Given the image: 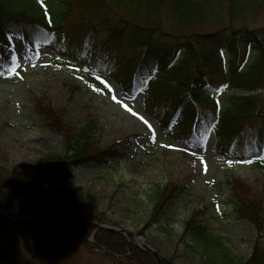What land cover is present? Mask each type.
I'll list each match as a JSON object with an SVG mask.
<instances>
[{
	"label": "trees",
	"instance_id": "trees-1",
	"mask_svg": "<svg viewBox=\"0 0 264 264\" xmlns=\"http://www.w3.org/2000/svg\"><path fill=\"white\" fill-rule=\"evenodd\" d=\"M14 3L22 8L11 10ZM25 47L48 50L84 70L89 84L103 92L110 89L101 80L129 97L144 95V112L190 147H205L215 133L221 155L264 170V0H43V6L38 0H0V67L13 72L17 65L8 57ZM47 114L62 130L64 151L37 162L31 177L0 167V210L18 220L0 214V229L29 232L27 217L35 222L50 212L98 221L72 197L70 170L85 164L110 168L121 156L97 149L94 122L76 132ZM170 190L154 193L153 220L162 215ZM242 195L237 191L230 202L238 215L248 216ZM201 214L185 222L181 238L190 240L202 264H264L259 247L246 261L235 257L197 220ZM169 227L166 220L161 228ZM38 228L46 238L102 251L115 264H173L74 218L54 215ZM91 235L94 246L87 243ZM49 250L45 244L22 255L3 246L0 264H66Z\"/></svg>",
	"mask_w": 264,
	"mask_h": 264
},
{
	"label": "rangeland",
	"instance_id": "rangeland-1",
	"mask_svg": "<svg viewBox=\"0 0 264 264\" xmlns=\"http://www.w3.org/2000/svg\"><path fill=\"white\" fill-rule=\"evenodd\" d=\"M11 6L14 11L22 8L17 3ZM8 58L17 68L10 72L0 67L1 168L31 177L37 162L63 153L62 130L51 125L47 111L61 126L76 132L91 121L97 129V149L118 153L121 159L110 168L85 164L70 170L72 197L98 220L86 221L120 229L124 234L108 233L120 235L132 246L130 241L141 240L157 260L173 264H202L190 240L181 238L185 222L200 211L197 220L221 237L238 259L248 260L255 247L264 250V170L221 155L215 150L220 144L215 133L208 136L205 147H190L161 131L144 112L142 94L129 97L117 84L103 92L89 84L84 70L59 62L48 50L13 49ZM112 95L138 116L113 102ZM163 189L170 190L171 197L162 215L153 220L154 193ZM237 191L248 198L242 205L249 208L248 216L238 215L230 202ZM41 219L34 222L27 217L32 223L29 232L0 229V248L29 255L47 244L48 253L66 264H115L97 249L44 237L38 226L47 220L40 225ZM166 220L170 227L163 230ZM87 243L94 246L93 235Z\"/></svg>",
	"mask_w": 264,
	"mask_h": 264
},
{
	"label": "water",
	"instance_id": "water-1",
	"mask_svg": "<svg viewBox=\"0 0 264 264\" xmlns=\"http://www.w3.org/2000/svg\"><path fill=\"white\" fill-rule=\"evenodd\" d=\"M0 214L3 215L5 218H8L6 216V212L4 211H0ZM54 215H59V216H64V217H70V218H74V219H77L91 227H94L95 229H101V230H104V231H107V232H114V233H118V234H124L122 230L120 229H116V228H113V227H109V226H101V225H96L92 222H88L86 221L85 219H82L81 217H78L76 215H73V214H69V213H64V212H50L46 215H44L41 219V224H43L46 220H48L50 217L54 216ZM131 243L134 244V246L136 248H138L139 250L145 252V253H150L152 254V251L150 250V248H148L147 246H145L143 244V242L141 240H137V243L134 241H130ZM156 258V257H155ZM157 259V258H156Z\"/></svg>",
	"mask_w": 264,
	"mask_h": 264
},
{
	"label": "snow or ice",
	"instance_id": "snow-or-ice-1",
	"mask_svg": "<svg viewBox=\"0 0 264 264\" xmlns=\"http://www.w3.org/2000/svg\"><path fill=\"white\" fill-rule=\"evenodd\" d=\"M39 3L42 4L43 6V0H38ZM99 79V77L97 78ZM101 83H103L105 85L106 88H109L111 90V86L108 85L105 81L101 80ZM94 91H98V89H93ZM111 99L113 100V102H115L116 104H120L121 106H123L125 108L126 111H128L129 113H131L132 116H138V114L133 111L130 107H128L126 104H124L120 99H118V97L116 95H112ZM138 119H140L141 121H143L144 124L148 125L149 128H151V125L148 123L147 120H145L142 116H139ZM231 164V162H230Z\"/></svg>",
	"mask_w": 264,
	"mask_h": 264
}]
</instances>
